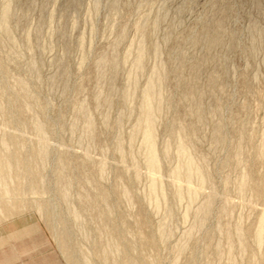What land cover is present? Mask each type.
I'll use <instances>...</instances> for the list:
<instances>
[{"label":"rangeland","instance_id":"1","mask_svg":"<svg viewBox=\"0 0 264 264\" xmlns=\"http://www.w3.org/2000/svg\"><path fill=\"white\" fill-rule=\"evenodd\" d=\"M2 66L0 157L43 158L0 181V264H264V0H0Z\"/></svg>","mask_w":264,"mask_h":264},{"label":"bare ground","instance_id":"2","mask_svg":"<svg viewBox=\"0 0 264 264\" xmlns=\"http://www.w3.org/2000/svg\"><path fill=\"white\" fill-rule=\"evenodd\" d=\"M96 2H98V0H96ZM10 17V7L9 4H7L2 12V32L3 35H8L7 32V22L9 20ZM143 67V60H142V56L139 55L138 58L135 61V68L137 70L142 69ZM1 79L5 80L6 77V69L4 66L1 67ZM160 83V79L157 76V73L154 72L152 78L150 79V81L148 82V85L145 89V91L143 92L144 95V106H143V111H144V115H145V129L143 132V138H142V142L143 145L145 147V153H146V168L147 170L151 173L152 175V182L150 184V188H149V195L150 197L152 196V198L154 199V202L157 203V199H158V193H157V176L159 174V168H160V160L158 158V155L156 153V148H155V141H154V134H153V128H154V124H155V111H154V106L152 104V99L154 96H156L155 91H156V87L157 85ZM14 104H15V112L13 114H15V116H21L23 113V110L25 111L27 109V106H25L23 103H21V101H17L14 100ZM43 113H45V110H42ZM12 114V112H11ZM12 114V115H13ZM38 131H40V128L38 126ZM7 141L17 145V147L19 146H23L24 145V141L20 139L16 138V137H10L7 139ZM2 144H6V140L2 141ZM177 150V155L182 157L185 155V146L180 142L177 144L176 147ZM18 150L16 149V154H11L8 153L9 155L7 156H1L0 158L3 159L4 161L2 163H0V181L3 180L12 170V167L15 166V168L20 167L23 168V175L26 177H29L30 179H33V183L35 182V177H37L38 174H32L31 171L32 168H34V170L37 168V162L36 160H40L42 157V154L38 153L36 156H27L25 157L24 155H19L17 154ZM43 158V157H42ZM1 161V160H0ZM61 163V162H60ZM63 164V163H62ZM60 164V172L61 169L63 168V165ZM188 165V171L186 172V179H185V186L187 188V190H189V192H191V188H192V178L195 177L194 171H193V166L192 163H189V161L187 162ZM20 169V170H23ZM196 169V174L197 177L199 178V184L201 188H204L205 186V176L202 172V170L200 168H195ZM8 170V171H7ZM6 173H5V172ZM25 173V174H24ZM35 173V172H34ZM37 173V171H36ZM3 176V177H2ZM38 177H41L40 175H38ZM172 177L173 179L177 180L179 182V173L178 171H174L172 173ZM5 180V179H4ZM42 180V177H41ZM60 180V177H59ZM245 183H242L241 185V190L243 191V187H244ZM34 186V185H33ZM60 194H62V196L66 197L67 193L66 190H61ZM159 196L161 197V194H159ZM103 199V203L106 204L107 203V196L104 192H102L101 196ZM212 203V196H210L209 202L203 207V212H207L211 206ZM264 209V208H263ZM77 217V216H76ZM203 219H201V222H203ZM257 231H258V235H257V240L258 243H260L262 241V233L264 232V210L260 216L258 225H257ZM121 252L124 254V257L126 259V263L127 264H139V262L136 260V258L133 257V255L131 254V252H129V248L127 246V244H123L122 248L120 249Z\"/></svg>","mask_w":264,"mask_h":264}]
</instances>
